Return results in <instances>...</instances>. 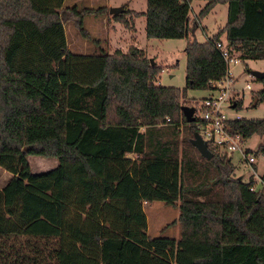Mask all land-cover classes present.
Instances as JSON below:
<instances>
[{
  "label": "trees",
  "instance_id": "trees-1",
  "mask_svg": "<svg viewBox=\"0 0 264 264\" xmlns=\"http://www.w3.org/2000/svg\"><path fill=\"white\" fill-rule=\"evenodd\" d=\"M62 1L0 0V167L10 174L0 264H264V161L256 188L228 153L207 144L205 159L189 142L196 121L180 111L187 88L211 90L223 75L216 41L240 61L264 59V0H204L197 18L219 2L225 21L186 39L182 88L153 83L161 68L137 47L68 48L63 23L76 16L60 15ZM188 11L189 0H145L142 12L111 16L132 27L126 16L143 15L148 38H187ZM255 79L249 107L264 103V77ZM224 127L262 136L264 113ZM256 149L264 157V142ZM28 155L57 163L33 173ZM154 200L177 208V236L146 234L143 206Z\"/></svg>",
  "mask_w": 264,
  "mask_h": 264
},
{
  "label": "rangeland",
  "instance_id": "rangeland-1",
  "mask_svg": "<svg viewBox=\"0 0 264 264\" xmlns=\"http://www.w3.org/2000/svg\"><path fill=\"white\" fill-rule=\"evenodd\" d=\"M118 1L116 6H133L134 9H144V0H115ZM203 0H189V11H188V26L192 27V31L188 32L187 38H148L144 34V17L136 20V40L129 41L127 38L121 36L115 37L113 41V35L111 33L109 24L110 19L114 21L111 14L107 11L101 14H95L92 12L82 13L74 19H69L64 23L63 29L66 35L67 47L73 51L82 54H97L103 51L112 52L115 47L121 51H126L129 46L139 48L142 53L152 59V64L160 66L153 83L173 86L177 88L184 87V53L182 51L186 39L194 38L196 41H203L206 37L214 34L225 21L226 4L215 3L206 13L197 18L199 9L203 6ZM87 6L85 2L79 4ZM115 6V5H114ZM103 7L108 9L105 0H98V2L91 5L90 8ZM104 18V21L102 18ZM129 21L133 18L132 16H126ZM125 17V18H126ZM132 17V18H131ZM196 20V22H195ZM193 22L195 24L193 25ZM131 25L133 23L131 22ZM123 26L118 22L117 27ZM130 28V27H129ZM111 34V35H110ZM121 34V33H120ZM223 36V35H222ZM119 39V40H118ZM231 73L235 78V82L232 85L233 88L239 89L242 93L241 105L237 108H225L227 117L234 118H259L264 113V103L261 102L254 107H249L248 102L252 90H255L259 86V82L248 75L249 70L264 71V59H246L237 63H229ZM248 82L251 89H245L244 83ZM213 90L210 89H192L187 88L185 90V98L181 101L184 105H191L195 100H199ZM199 115V112H195ZM180 133L188 135V128L182 126ZM264 142V135L258 136L252 134L249 137L241 141V147L247 149L251 153L255 154V161L252 163L257 165V169L253 170V166L242 164L237 151H231L229 153L231 162L234 164V173L236 176L241 175L243 181H247L249 174H252L255 180L254 186L260 187L259 179L255 177V174L259 176L261 166L263 165L264 157L257 147ZM27 162L29 169L33 173H39L49 170L54 167L57 163L56 159L48 157H39L28 155ZM9 173L0 167V190L5 186ZM146 220L145 232L149 236L165 235L175 236L178 228L176 224L170 223L177 215V208L169 205H164L160 201H151L143 206Z\"/></svg>",
  "mask_w": 264,
  "mask_h": 264
},
{
  "label": "built area",
  "instance_id": "built-area-1",
  "mask_svg": "<svg viewBox=\"0 0 264 264\" xmlns=\"http://www.w3.org/2000/svg\"><path fill=\"white\" fill-rule=\"evenodd\" d=\"M214 45L224 62L225 71L222 76L210 81L212 93L192 103L197 132L206 141V144H210L218 151L225 153L237 151L241 163L251 165L255 161V154L241 147L240 144L243 140L241 135L230 133L224 127V121L229 118L225 113V108H232L233 101L242 98L240 90L232 87L235 78L229 68V63H237L240 59L236 54L228 51L222 40L216 41ZM248 75L250 74L248 73ZM243 87L245 89L251 88L248 82L244 83ZM196 111L199 112V115L195 114ZM167 120L168 117L164 116V121Z\"/></svg>",
  "mask_w": 264,
  "mask_h": 264
},
{
  "label": "crops",
  "instance_id": "crops-1",
  "mask_svg": "<svg viewBox=\"0 0 264 264\" xmlns=\"http://www.w3.org/2000/svg\"><path fill=\"white\" fill-rule=\"evenodd\" d=\"M106 1V5L108 6V7H110V6H116V3H118V1H115V0H105ZM145 1V0H144ZM204 1V0H203ZM82 2H85V4L87 5V6H80L79 4H81ZM96 2H98V0H63L62 1V7L61 8H59L58 9V11L59 10H61L62 9V12H60V15L61 16H63V15H70L69 17H74V16H76L77 17V15L78 14H73V16H72V10L74 9V10H76V11H79L80 9H82V8H84V7H86V8H90L91 7V5H93L94 3H96ZM119 7H122V6H119ZM124 7V6H123ZM125 8H127V9H131V10H134V11H137V12H142L144 9H145V7H144V9H142V8H140L139 10H137V9H134L133 8V6H126ZM64 13V14H63ZM76 17H74V18H76ZM142 17V15H139V16H135V17H133L132 18V23H133V25H132V27H124V26H121V28L120 27H117V24H118V22H116V21H113L112 19H110V24H109V27H110V30H112L111 31V33H112V35H113V41L115 40V37H122V38H127L129 41H137L136 40V37H137V34H136V30H137V25H136V20L138 19V18H141ZM144 17V16H143ZM73 18V19H74ZM78 18V17H77ZM102 18V17H101ZM102 20L104 21V18H102ZM68 21V20H67ZM66 21V22H67ZM65 23V22H64ZM64 23H63V26H64ZM64 30V29H63ZM121 33V34H120ZM64 34H65V32H64ZM111 35V34H110ZM223 36H221V38H222ZM65 40H66V35H65ZM119 40V39H118ZM66 45H67V42H66ZM115 48H117V47H115ZM229 154V153H228ZM130 155V157L131 158H133V157H136V155L135 154H129ZM252 166H253V170H255V169H257V165H255V163L254 164H251ZM251 165H250V167H251ZM261 171H262V166H261V170H260V173H259V176H260V174H261ZM259 176H257L256 174H255V177H257L258 179H259ZM144 210V209H143ZM177 233H178V230H177V232L175 233V236H177Z\"/></svg>",
  "mask_w": 264,
  "mask_h": 264
},
{
  "label": "water",
  "instance_id": "water-1",
  "mask_svg": "<svg viewBox=\"0 0 264 264\" xmlns=\"http://www.w3.org/2000/svg\"><path fill=\"white\" fill-rule=\"evenodd\" d=\"M121 11V7L119 6H110L107 9V12L109 14H114L118 13ZM150 64L152 63V59L149 57L148 58ZM249 74L252 75L254 78H261L264 77V71H259V70H249ZM180 111L182 115L184 116V119L186 122H191L194 120L193 116V106L189 105H180ZM190 144L198 151V153L204 157L205 159H209L212 155L211 151L208 149L206 141L200 137L197 131H194L192 133V136L189 138Z\"/></svg>",
  "mask_w": 264,
  "mask_h": 264
}]
</instances>
